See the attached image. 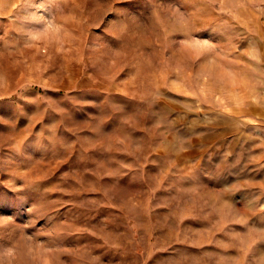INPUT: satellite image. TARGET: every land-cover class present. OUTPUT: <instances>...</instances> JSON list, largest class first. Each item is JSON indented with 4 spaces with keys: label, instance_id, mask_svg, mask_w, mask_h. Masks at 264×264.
Segmentation results:
<instances>
[{
    "label": "rangeland",
    "instance_id": "rangeland-1",
    "mask_svg": "<svg viewBox=\"0 0 264 264\" xmlns=\"http://www.w3.org/2000/svg\"><path fill=\"white\" fill-rule=\"evenodd\" d=\"M0 264H264V0H0Z\"/></svg>",
    "mask_w": 264,
    "mask_h": 264
}]
</instances>
